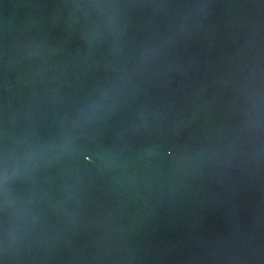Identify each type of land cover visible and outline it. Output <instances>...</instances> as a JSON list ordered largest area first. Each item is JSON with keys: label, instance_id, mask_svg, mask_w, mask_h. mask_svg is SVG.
Returning a JSON list of instances; mask_svg holds the SVG:
<instances>
[{"label": "water", "instance_id": "obj_1", "mask_svg": "<svg viewBox=\"0 0 264 264\" xmlns=\"http://www.w3.org/2000/svg\"><path fill=\"white\" fill-rule=\"evenodd\" d=\"M0 264H264V0H0Z\"/></svg>", "mask_w": 264, "mask_h": 264}]
</instances>
